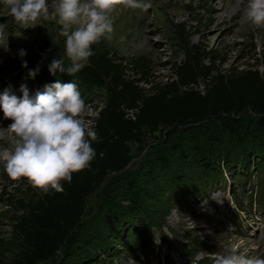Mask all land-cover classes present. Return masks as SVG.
Listing matches in <instances>:
<instances>
[{
	"label": "rangeland",
	"instance_id": "374dc122",
	"mask_svg": "<svg viewBox=\"0 0 264 264\" xmlns=\"http://www.w3.org/2000/svg\"><path fill=\"white\" fill-rule=\"evenodd\" d=\"M144 2L151 4L147 12L115 5L109 12L112 31L91 45L93 52H108L124 79L137 80L139 86L153 90L175 78V66L187 55L199 57L210 50L213 57L203 62L218 72L264 70V24L255 25L248 18V0ZM53 15L50 10L49 18L41 16L21 24L0 0V16H5L0 41L8 45V50L0 47V93L11 86L22 96L20 79L32 78L29 70L45 59L41 48L46 37H54L58 54L70 63L65 38L56 30L63 26L58 16L50 18ZM20 49L26 51L25 56L19 55ZM23 61L27 67L22 66ZM12 66L17 70L6 72ZM141 70L144 80H140ZM39 82L26 83L29 90L33 88L30 95L37 89L43 91ZM204 86L200 81L197 88L203 90ZM81 97L86 107L79 118L87 135L106 94L98 89L93 95L81 92ZM261 117L249 108L225 122L212 117L199 125L180 124L147 133L141 143H130L127 167L106 176L86 197L81 225L72 238L53 258L37 264H202L213 263L209 259L212 253L264 257V147L249 158L244 155L260 147V141L264 146ZM12 122L0 109V264L10 260L18 248L11 237L12 223L22 213L19 204L7 198L38 193L39 189L27 178L12 179L6 172L7 157L18 139L7 129ZM242 133L248 137L240 147L236 138H242ZM228 148L240 159L231 165L220 160L216 180L205 184L200 155L221 159ZM194 240L200 248L190 258L184 248ZM206 245L213 252L205 251Z\"/></svg>",
	"mask_w": 264,
	"mask_h": 264
},
{
	"label": "trees",
	"instance_id": "16d2710c",
	"mask_svg": "<svg viewBox=\"0 0 264 264\" xmlns=\"http://www.w3.org/2000/svg\"><path fill=\"white\" fill-rule=\"evenodd\" d=\"M55 43L53 36L45 38L41 48L45 59L38 66L39 71L34 78L20 79V85L35 80L43 86L57 80L61 83L73 80L78 91L86 95H93L98 89L104 90L106 98L99 107L92 128L98 134L99 142L91 141L95 157L89 165L72 173L70 183L66 180L59 182L61 191L49 188L46 193L39 188L38 193L7 198L19 204L18 209L22 213L13 217L12 223L11 237L18 243V248L4 264H37L53 258L81 225L86 197L102 184L106 176L127 167L131 160L130 143H141L147 133L175 128L180 124L199 125L212 117L225 122L229 116L249 108L261 114L264 126V70L259 68L221 73L203 62L204 58L213 57V51L199 57L189 54L175 66V78L154 86L153 90H146L139 86L137 80L124 79L108 52L100 49L75 74L57 70L53 75L48 67L51 60L62 58ZM64 62L66 68L70 66L65 59ZM16 70L17 67L12 66L6 72ZM141 74L140 80H144L143 70ZM200 81L205 85L203 90L197 88ZM32 91L33 88L29 90L30 93ZM246 137L248 135L244 133L242 138L237 137V145L244 146ZM85 140L90 141V137L86 135ZM261 147L264 146L260 141V147L247 150L244 155L249 158L247 156ZM200 156L205 184L216 180V173L222 166L220 160H223V165H231L240 159L233 148L226 149L221 159H209L204 153ZM261 203L264 206V201ZM191 242L192 246L184 249L190 258H194L200 247H197L198 241ZM191 249L194 250L189 253ZM204 250L213 252L210 245H206ZM202 264L213 263L207 261Z\"/></svg>",
	"mask_w": 264,
	"mask_h": 264
},
{
	"label": "clouds",
	"instance_id": "9594fccd",
	"mask_svg": "<svg viewBox=\"0 0 264 264\" xmlns=\"http://www.w3.org/2000/svg\"><path fill=\"white\" fill-rule=\"evenodd\" d=\"M10 7L15 21L21 24L34 22L41 16L50 18L63 27L60 35L65 38L66 57L70 66L65 67L64 59L51 60L49 71L57 70L73 75L83 69L85 62L94 55L91 45L106 33L112 31L109 12L117 4L139 8L145 12L151 7L144 0H3ZM248 18L255 25L264 24V0H248ZM76 25L75 29L71 26ZM5 25L0 24V35ZM0 47L8 50L7 41H0ZM21 57L26 55L19 50ZM27 67V61H23ZM39 67L30 69L28 75L35 77ZM17 96L11 86L0 93V109L3 117L13 122L8 125L10 133L18 138L14 151L6 160V172L12 179L27 178L34 188H49L61 191V180L69 183L72 173L86 168L95 157L91 141L99 142L98 134L88 130L89 140H85V125L82 114L85 100L73 80L67 83L55 81L45 84L43 91L37 89L30 95L26 84H21ZM213 264H264V257L248 255L210 254Z\"/></svg>",
	"mask_w": 264,
	"mask_h": 264
},
{
	"label": "water",
	"instance_id": "95a60500",
	"mask_svg": "<svg viewBox=\"0 0 264 264\" xmlns=\"http://www.w3.org/2000/svg\"><path fill=\"white\" fill-rule=\"evenodd\" d=\"M5 19V16H0V23L3 22Z\"/></svg>",
	"mask_w": 264,
	"mask_h": 264
}]
</instances>
